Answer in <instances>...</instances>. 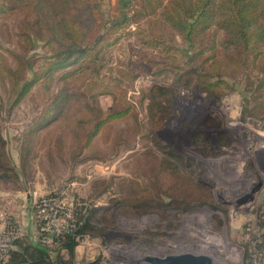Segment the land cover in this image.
Segmentation results:
<instances>
[{"label":"rangeland","instance_id":"rangeland-1","mask_svg":"<svg viewBox=\"0 0 264 264\" xmlns=\"http://www.w3.org/2000/svg\"><path fill=\"white\" fill-rule=\"evenodd\" d=\"M137 1L121 8L118 0H88L93 35L107 34L94 51L65 61L44 41L26 50L20 13L0 14V53L13 68L26 55L32 67L24 79H36L13 105L0 75L2 164L9 168L0 170V212L27 223L23 202L69 185L97 226L78 242L73 264L186 251L215 264H247L251 237L264 228L262 73L215 76L204 62L212 50L193 57L194 48L157 16L134 15ZM126 15L109 33L107 22ZM190 66L203 77L196 72L184 85L180 75ZM97 118L106 121L92 132ZM132 185L152 202L166 201V213L138 216ZM188 194L198 199L187 208L168 202L183 206ZM62 257L70 262L66 251Z\"/></svg>","mask_w":264,"mask_h":264},{"label":"trees","instance_id":"trees-1","mask_svg":"<svg viewBox=\"0 0 264 264\" xmlns=\"http://www.w3.org/2000/svg\"><path fill=\"white\" fill-rule=\"evenodd\" d=\"M133 1L118 0L121 8H125L129 2L133 3ZM149 1L151 0H138L134 15L148 13L157 16L169 27V34H178L188 49L194 48L193 57H201L207 50H212L211 60L208 57L204 62H207V66L215 72V76H237L242 70L254 69L262 73L257 89L263 87L264 0H156L157 3L148 9L146 2ZM158 8H160L159 11H157ZM8 11H17L21 15L18 20V34L27 44L26 50L36 47L39 41H44L49 45H54L56 56L64 57L62 61L89 54L107 34L93 35L91 24L94 19L90 15L91 7L88 0H0V14ZM128 20L127 15L121 19L115 17L109 20L107 22L109 33H114L121 24ZM16 66L15 68L10 67L6 62V57L0 53V75L2 79L6 76L9 80L11 96L16 98L13 105L20 101L36 80L24 79L26 71L32 67L26 55L17 56ZM183 72L184 74L180 76L185 77L182 81L184 85H190L193 80L192 74L196 72H198V78L203 77L195 67H186ZM201 82L212 86L205 79ZM101 112V110L98 111L99 114ZM105 121L95 119L91 128L92 132L98 130ZM84 125L85 120L80 119L77 123V134L84 130ZM1 145L4 144L0 136V170L7 171L9 169L7 165L2 164L5 151ZM84 146L85 144L82 148ZM132 186L134 190H130V198L136 200L135 208L138 216L149 213L162 216L166 213L168 206L166 201L156 203L158 197L152 202L146 189H136L134 185ZM194 198L198 199V197L186 195L183 205L185 207L181 205L183 202L181 199L168 202L175 203L181 206L180 208H187L197 202ZM77 201L82 202V205L76 204L75 207V230L65 232L58 238V245L53 254H49L46 245L38 241L33 242L27 234H24L15 240L17 248L12 251L7 264H73L71 259L78 244L76 236L89 235L97 228L91 222L90 207L79 197H76V203ZM200 201L204 203V199ZM99 230L104 238L105 228L102 227ZM65 251L69 254L70 262L62 257V252ZM49 257L51 262L48 261Z\"/></svg>","mask_w":264,"mask_h":264},{"label":"built area","instance_id":"built-area-1","mask_svg":"<svg viewBox=\"0 0 264 264\" xmlns=\"http://www.w3.org/2000/svg\"><path fill=\"white\" fill-rule=\"evenodd\" d=\"M82 205L77 201L72 187L65 186L59 191L44 196L35 197L30 205V211L36 221L34 233L35 241L43 243L49 254L54 253L58 245V238L65 232L75 230V207ZM25 234V229L17 216L9 211L0 212V264H7L12 251L16 249L15 240ZM86 236H76L80 243ZM248 245L247 264H264V228L260 229L256 237ZM51 262V258H48ZM99 264H119L112 259L102 258Z\"/></svg>","mask_w":264,"mask_h":264},{"label":"water","instance_id":"water-1","mask_svg":"<svg viewBox=\"0 0 264 264\" xmlns=\"http://www.w3.org/2000/svg\"><path fill=\"white\" fill-rule=\"evenodd\" d=\"M130 264H215L212 257L202 253L175 252L164 255L145 254Z\"/></svg>","mask_w":264,"mask_h":264},{"label":"crops","instance_id":"crops-1","mask_svg":"<svg viewBox=\"0 0 264 264\" xmlns=\"http://www.w3.org/2000/svg\"><path fill=\"white\" fill-rule=\"evenodd\" d=\"M22 208L24 209H21L22 210L21 213H26V215L30 216V221L28 220L29 222L25 223V221H23V223H21L23 228L26 229L25 234H27L30 237V239H32L33 242H36L33 236L34 235L33 232L35 231V228H36V221L33 215L31 214L30 204L28 205L27 203L23 202Z\"/></svg>","mask_w":264,"mask_h":264}]
</instances>
